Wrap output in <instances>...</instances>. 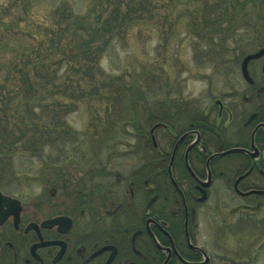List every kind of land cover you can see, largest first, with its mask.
<instances>
[{"label":"flooded vegetation","instance_id":"obj_1","mask_svg":"<svg viewBox=\"0 0 264 264\" xmlns=\"http://www.w3.org/2000/svg\"><path fill=\"white\" fill-rule=\"evenodd\" d=\"M232 38L243 39L241 49L216 69L222 82L206 104L171 100L167 119L149 128L150 146L141 107L130 104L119 110L133 137L127 147H95L93 136L86 147H30L26 196L0 189L18 201L0 198V264H250L198 243L212 196L216 236L230 217L236 228L264 227L255 219L264 209V51L242 68L264 44L246 52L247 38ZM158 128L165 147L155 141Z\"/></svg>","mask_w":264,"mask_h":264},{"label":"rangeland","instance_id":"obj_2","mask_svg":"<svg viewBox=\"0 0 264 264\" xmlns=\"http://www.w3.org/2000/svg\"><path fill=\"white\" fill-rule=\"evenodd\" d=\"M71 1L76 4L73 7L74 11L84 14L91 7L92 0ZM208 2L211 3V7L213 0H176L174 6L171 7V14L163 19L165 8L171 5H168L165 0H152L150 5L155 7L154 19H145L138 24L128 25L123 29L121 35H115L98 63L102 75L97 77L98 81L94 82L92 87L98 88L99 91L90 93L91 98L86 101H79L74 106L71 105L72 107L65 115L62 114H64V110H67L66 108H60L61 112L58 114L48 115L50 109L48 110L43 105L48 101L30 99L32 113L26 115V124L23 126L12 122V126L11 123L7 125V132H0V189L17 198L26 196V172L30 168L29 158L34 154L29 150L27 142H32L37 139L38 135L40 136V133L32 135L36 127L55 126L56 123L52 120L59 121L57 124L59 128L56 127L58 130L55 132L60 135L57 134L53 137L52 139L55 140L51 143L50 140L45 144H40L37 141L36 148L62 145L86 147L89 145L90 136H94V140L97 141L95 144L99 147L115 145L122 149L130 145L133 137L123 126L125 118L121 111L119 112L121 107H118L120 120L113 124L107 121L109 131H106L102 137L95 136L99 124L100 127L106 126V118L102 112L100 101L106 100L103 98L104 95L107 98L110 97L107 100L113 101L114 104L127 105L126 101L131 100L133 111L136 106L141 107L143 144L145 146L151 145L147 139L150 126L160 118L167 119L168 104L171 100H180L183 104L199 100L201 106H204L208 94L215 91L216 84L222 82V75L218 76L219 71L217 72L216 69L223 68L224 70L226 67V64H220V59L225 60L226 55L218 54V56L214 53L210 59L202 56V52L208 46L203 42L199 43V36L191 26L194 23H199V20L194 18H199L202 13V4ZM235 2L239 4L244 0H235ZM9 5L13 6V12L18 13L22 10L19 0H0L2 8ZM47 5L48 1L44 0L32 5L31 11L35 22L43 23L41 21L46 19L47 12H49ZM263 6L264 3L260 4L256 10H252L251 5L246 4L242 11H238V17L232 22L233 26L229 28L230 32L224 35L227 50L241 49V47H237V41L243 39L232 40L235 35L247 38L248 42L242 45V49L246 52H251L264 44V31L261 30L259 34H255V30L258 31V29L254 27H264ZM95 8V13L93 11L89 13L90 16L94 15L93 20L98 13ZM105 15L106 12L102 13V16ZM8 18L5 16V19ZM217 37L219 38V36ZM217 37L214 36V41L218 39ZM65 70L67 67L62 66L60 72ZM8 86L10 87L11 84ZM59 102L61 103V101ZM96 119L100 122H96ZM95 125L98 126L92 128ZM89 128L93 130L88 131ZM119 131L121 134L118 133ZM50 132L53 131H45L46 134ZM68 132H74V136H66ZM163 132L162 128H158L154 132L155 141L161 147L166 145ZM64 139L67 141L62 143ZM38 169L37 163L31 167L33 172H37ZM116 172L121 173V171ZM32 189L38 190L36 183L32 184ZM215 199L212 196L203 206L205 212L202 210L201 234L198 243L205 241L207 246H222L223 254L235 257L241 262L264 264V249L259 246L264 243V227L253 225L256 228H245V225H239V228H236L232 217H230L228 220H223L221 233L216 236L214 231L221 221L215 220L212 218L213 213H209V208L214 204ZM221 212L225 213L226 209L223 207ZM255 219L264 220V209L257 213Z\"/></svg>","mask_w":264,"mask_h":264},{"label":"trees","instance_id":"obj_3","mask_svg":"<svg viewBox=\"0 0 264 264\" xmlns=\"http://www.w3.org/2000/svg\"><path fill=\"white\" fill-rule=\"evenodd\" d=\"M19 1L22 10L18 13L12 11L13 6H0V47H3L0 48V132H7V125L11 123L12 126V122L26 124V115L32 113L29 104L32 98L48 101L43 104L50 109L48 115L58 114L60 108H66L62 114L65 115L71 105L91 98L90 93L99 91L92 85L102 75L98 63L106 47L115 35L122 34L126 26L154 19L155 10L150 5L152 0H92L91 7L80 14L74 11L76 4L71 0H44L48 1L49 12L40 23L35 22L31 10L34 3L43 0ZM165 1L171 6L165 8L163 19L171 14V7L176 2ZM263 3L264 0H244L239 4L235 0H213L211 7L210 2L202 4L201 15L194 18L199 20V23H194L196 29L191 25L199 36V43L208 46L202 56L210 59L214 53L221 56L227 54L225 60L220 59L221 65L234 61L237 49L227 50L224 35L230 32L232 22L244 5H251L252 10H256ZM94 7L98 13L93 20L94 15L89 13H95ZM105 12L106 15L102 16ZM5 16L9 18L5 19ZM214 36L219 38L214 41ZM62 66H66L67 70L60 72ZM103 98L106 100L100 101L106 126L100 127L99 124L96 137H102L109 131L108 122L113 124L120 120L118 107H126L107 100L110 97L105 95ZM52 121L55 126L43 125L33 130L32 135L40 133V136L32 142L28 141V147H36L37 141L45 144L50 140L51 143L55 140L53 137L60 135L55 132L59 121ZM45 131L54 133L46 134ZM259 246L264 249V243Z\"/></svg>","mask_w":264,"mask_h":264},{"label":"water","instance_id":"obj_4","mask_svg":"<svg viewBox=\"0 0 264 264\" xmlns=\"http://www.w3.org/2000/svg\"><path fill=\"white\" fill-rule=\"evenodd\" d=\"M264 50H261L260 52H258V53H256V54H252V55H248L247 57H245V59L243 60V62H242V68L244 69V67H245V62L248 60V59H250V58H253V57H256V56H258L260 53H262ZM230 151H234V150H230ZM0 198H2V200H6V202H11V203H14L15 204V206H17V200L16 199H12V198H7V197H5V196H3L1 193H0ZM17 211H18V208L17 207H15V214H17Z\"/></svg>","mask_w":264,"mask_h":264}]
</instances>
